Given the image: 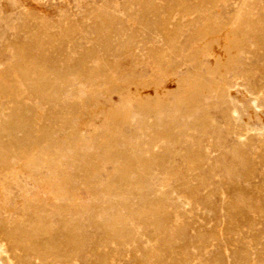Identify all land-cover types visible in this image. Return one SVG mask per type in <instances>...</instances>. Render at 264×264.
Segmentation results:
<instances>
[{
  "label": "rangeland",
  "instance_id": "rangeland-1",
  "mask_svg": "<svg viewBox=\"0 0 264 264\" xmlns=\"http://www.w3.org/2000/svg\"><path fill=\"white\" fill-rule=\"evenodd\" d=\"M0 72V264H264V0H0Z\"/></svg>",
  "mask_w": 264,
  "mask_h": 264
},
{
  "label": "bare ground",
  "instance_id": "bare-ground-1",
  "mask_svg": "<svg viewBox=\"0 0 264 264\" xmlns=\"http://www.w3.org/2000/svg\"><path fill=\"white\" fill-rule=\"evenodd\" d=\"M203 4H200V5H197V6H194L193 8H189V7H183V11L189 13V14H192L193 12H196L198 10H201ZM180 7V6H179ZM173 6H170V11L172 10ZM104 19V18H103ZM235 19V18H234ZM94 23V22H93ZM206 23V21H205ZM208 23V22H207ZM206 23V24H207ZM205 26V25H204ZM204 26H203V29H204ZM208 26V24H207ZM219 26V25H218ZM238 26V25H237ZM188 27V26H187ZM202 27V26H201ZM238 28V27H237ZM122 29V28H121ZM216 29V28H215ZM211 30V29H210ZM209 30V32H210ZM100 31H106V27L104 25H101L100 26ZM109 31V30H108ZM203 31V30H202ZM199 34H200V30L198 31ZM204 32V31H203ZM206 32V31H205ZM74 33V32H73ZM207 33V32H206ZM218 33V32H216ZM72 35V33H70ZM194 34V33H193ZM205 34V33H204ZM221 34V33H219ZM218 34V35H219ZM69 35V34H68ZM198 35V34H197ZM207 35V34H206ZM210 35V34H209ZM169 39L172 41V39L174 38V32H169V35H168ZM210 37H212L210 35ZM215 40V39H213ZM62 41V40H61ZM109 41V40H108ZM210 41V40H209ZM216 41V40H215ZM110 43V42H109ZM210 43V42H209ZM208 43V44H209ZM212 45V44H211ZM169 46V45H168ZM20 47V46H19ZM173 48V47H172ZM98 49V48H97ZM102 49V48H100ZM169 49V48H168ZM99 50V49H98ZM168 51V50H167ZM173 52V51H172ZM83 54V53H82ZM159 55V54H158ZM170 57V56H169ZM24 59V58H23ZM33 61V60H32ZM31 62H28L27 65L25 67H21V68H18V69H11V72L12 74L14 75V79H23L27 85H28V88L29 90L33 93V94H39L41 97H56V98H60L61 97V91H62V86L59 85L58 83H52V86L50 87H46L44 86L42 83H34L30 80L29 78V71H30V67L32 66V63ZM108 61V60H107ZM225 66V65H224ZM107 68V67H106ZM87 71V70H86ZM50 72V71H49ZM209 77V76H208ZM38 78V77H37ZM39 80V79H38ZM18 80H16L17 82ZM16 85V84H15ZM0 86L3 88L0 93L1 94H4V90H7L8 93H6L7 95H9L10 97L12 96L13 94V86L12 85H5L4 83V80H3V77H2V74L0 72ZM50 89H55L57 91V93L55 95H52ZM229 90V89H228ZM35 98V97H33ZM53 100V99H52ZM12 102V101H11ZM217 104V103H216ZM48 111V110H47ZM50 111V110H49ZM14 116V115H13ZM14 119L11 118V122L7 124V126H5V132L7 131V134L10 136V137H14L13 134H15V132L17 131V129H21V130H24V125L22 124L24 121H23V118L21 115H17L15 117H13ZM26 131V129H25ZM40 141V140H38ZM36 145V144H35ZM25 152V150H24ZM4 155V154H3ZM106 156H108L106 154ZM76 236V235H75ZM71 239V238H70ZM73 239V238H72ZM68 243V242H67ZM34 244V243H33ZM13 246V245H12ZM50 248V247H49ZM4 251V250H3ZM56 254V253H55ZM10 257V256H9ZM8 257V258H9ZM11 258V257H10ZM68 258V257H67ZM242 258V257H241ZM52 260V259H51Z\"/></svg>",
  "mask_w": 264,
  "mask_h": 264
}]
</instances>
